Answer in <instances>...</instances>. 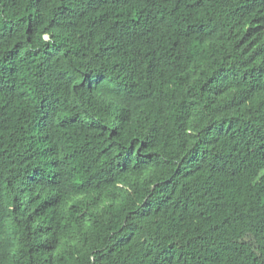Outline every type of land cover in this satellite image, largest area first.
<instances>
[{
	"label": "trees",
	"instance_id": "1",
	"mask_svg": "<svg viewBox=\"0 0 264 264\" xmlns=\"http://www.w3.org/2000/svg\"><path fill=\"white\" fill-rule=\"evenodd\" d=\"M0 264H264V0H0Z\"/></svg>",
	"mask_w": 264,
	"mask_h": 264
},
{
	"label": "rangeland",
	"instance_id": "2",
	"mask_svg": "<svg viewBox=\"0 0 264 264\" xmlns=\"http://www.w3.org/2000/svg\"><path fill=\"white\" fill-rule=\"evenodd\" d=\"M213 254H215V255H216V254H221V253H220V252H218L217 250H214V249H213ZM220 257H221V256H220Z\"/></svg>",
	"mask_w": 264,
	"mask_h": 264
}]
</instances>
